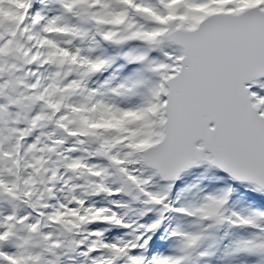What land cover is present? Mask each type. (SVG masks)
I'll use <instances>...</instances> for the list:
<instances>
[{
	"label": "snow or ice",
	"instance_id": "snow-or-ice-1",
	"mask_svg": "<svg viewBox=\"0 0 264 264\" xmlns=\"http://www.w3.org/2000/svg\"><path fill=\"white\" fill-rule=\"evenodd\" d=\"M214 262L264 264V0H0V264Z\"/></svg>",
	"mask_w": 264,
	"mask_h": 264
},
{
	"label": "rangeland",
	"instance_id": "rangeland-1",
	"mask_svg": "<svg viewBox=\"0 0 264 264\" xmlns=\"http://www.w3.org/2000/svg\"><path fill=\"white\" fill-rule=\"evenodd\" d=\"M185 179L187 182L196 183L198 180V177L196 176V173L193 172L192 174L187 176ZM205 183H207V182L205 181ZM172 223H175V220H173ZM164 243H165L164 241H161L160 247H163ZM214 264H216V262H214Z\"/></svg>",
	"mask_w": 264,
	"mask_h": 264
}]
</instances>
